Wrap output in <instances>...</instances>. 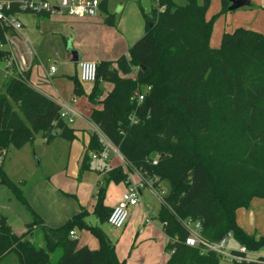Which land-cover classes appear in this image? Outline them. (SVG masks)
<instances>
[{
    "label": "trees",
    "instance_id": "trees-1",
    "mask_svg": "<svg viewBox=\"0 0 264 264\" xmlns=\"http://www.w3.org/2000/svg\"><path fill=\"white\" fill-rule=\"evenodd\" d=\"M209 7L210 0H188L185 6L156 0L150 14H144L145 33L129 49V57L99 63L88 96L93 105H102L93 109L91 122L120 150L127 167L106 172L93 213L101 224L108 223L113 209L105 204L108 187H128L130 173L157 178L156 186L168 182L171 190L157 216L169 237L167 264H220L216 254L186 245L189 222H200L201 235L211 242L232 232L249 250L264 249V237L247 234L237 222L239 210L264 199V35L238 28L223 34L220 46L213 48L214 23L231 11V2L221 0V12L211 19ZM6 34L13 32L0 23V43ZM8 58L9 53L0 50L1 66ZM131 72L134 79L122 77ZM28 74L27 80L3 83L0 157L32 143L40 132L48 142L55 137L77 139L61 117V105L35 89ZM72 80L74 94L83 96L81 80ZM103 82L113 89L101 100ZM102 149L92 132L81 171L91 169V153ZM0 184L32 217L25 232L17 235L7 216L0 215V263L13 254L19 264H52V255L59 252L55 264H125L104 230L88 223L87 210L50 228L30 205L23 183L14 182L3 165ZM36 230L43 232L41 247L32 240ZM76 231L90 233L98 248L82 246L79 236H71Z\"/></svg>",
    "mask_w": 264,
    "mask_h": 264
},
{
    "label": "rangeland",
    "instance_id": "rangeland-1",
    "mask_svg": "<svg viewBox=\"0 0 264 264\" xmlns=\"http://www.w3.org/2000/svg\"><path fill=\"white\" fill-rule=\"evenodd\" d=\"M110 1L112 2V0ZM173 1L177 6H185L188 2V0ZM130 3L136 4V8L142 12L144 30L143 34L140 35L141 38L146 28L145 16L143 15V4H140V0H130ZM153 6H155V4H153ZM144 7L147 11L150 10V2L147 1ZM221 10V0H210L207 18L211 19L214 15L219 14ZM234 12L235 11H229L216 19L213 27V35L211 37L212 47H219L223 34L232 33L236 28L240 27L241 24L245 23L243 19L238 18V16L235 17ZM128 54L129 50L126 55L122 56L129 57ZM117 57L120 56L118 55ZM1 67L0 65V92L3 91L2 85L3 82H5ZM122 77L134 79L135 73L131 72V74L123 75ZM86 86L90 87L91 85L86 84ZM108 89L111 90L112 86ZM87 98L88 97L85 96L79 98L80 103L76 106L82 109V115L91 120L92 110L95 105ZM71 110L74 121L77 122L80 116H76L74 108L71 107ZM79 119L81 120V118ZM69 125L72 128H78L76 127V125H78L77 123H69ZM92 128H94V124L87 123L86 127L82 129L83 131H79L80 134L78 139H75L73 142L67 141L63 137H55L51 142H48L43 133H37L32 143L27 144L21 149L11 148L6 155L1 156L0 165H3L6 173L14 182L19 184L23 183L22 189L28 196L29 202L35 208L37 207L36 209L39 207L41 216L48 227H60L81 209H85L89 212L87 216L88 223L93 226H100L109 236L112 243L117 247L120 260H128L131 257L130 253L134 249V242L131 238L126 239V237H124L125 229L122 228L118 230L108 223L101 224L93 213L94 207L98 203L100 187L104 183L106 168L113 169L118 166H123L127 170V167L120 158L111 154L107 162L91 159V169H86L84 172L81 171L82 159L86 152L85 144H87V135L92 131ZM130 175L133 176L134 181L137 180L135 178V173H130ZM146 180L149 182V179ZM124 187H126V185L123 183L119 185L112 183L109 185L108 193L105 196L107 205H113V201L115 202V199H117L119 190ZM160 189L164 190V196L168 195L171 190L168 182H162L160 184ZM143 192V195L141 194L140 203L142 202V204L150 208L148 216H145V219H149L152 227H159L161 223L157 219V216L162 206L161 197L156 195L146 183L144 184ZM251 206L250 211V208L241 211L242 214L243 212H248V215L241 217V214L239 216V221L244 220L243 222L246 223L245 226L248 227L250 231L253 230V234L255 233V229H257L258 232L256 236H258V238H261V236L264 237V199L255 200ZM76 207L79 209L76 210ZM0 215L7 216L8 223L17 235L22 234L25 231L26 224L32 221V217L25 207L13 197L9 189L1 184ZM85 235L91 236L87 231H79V236L83 237ZM32 240L38 247H41L43 245V232L41 230H36ZM237 246L236 242H230V248L236 249ZM261 251L264 253V250ZM59 255V252L52 255V264H55ZM0 264H19V262L15 255L11 254ZM220 264L233 263L226 258H221Z\"/></svg>",
    "mask_w": 264,
    "mask_h": 264
},
{
    "label": "crops",
    "instance_id": "crops-1",
    "mask_svg": "<svg viewBox=\"0 0 264 264\" xmlns=\"http://www.w3.org/2000/svg\"><path fill=\"white\" fill-rule=\"evenodd\" d=\"M147 1L151 4V9L148 11L144 7ZM229 1L231 2V12L235 11L234 16H238V18L243 19V22H245L238 28L250 29L264 35V0H240L247 2V4L236 9L232 8L234 0ZM129 3L130 0H112V2L105 0L104 9H101L96 17L55 15L45 17L44 19L35 14H21L19 16V19L23 23L21 35L27 40L35 54L33 65L28 74L29 82L35 89L53 99L61 107L64 104L74 108L76 116H80L79 118H81L80 120L77 117L78 121L75 122L73 120L72 122V124L77 123L78 125L76 127L78 128L71 127L76 131L77 139L80 134L79 131H83L82 129L86 127L87 123L91 124L92 122L82 115V109L76 105L80 103L79 98L90 95L94 83L81 82L85 94L77 97L74 94L72 78L77 77L80 79L78 66L80 61H91L97 64L103 61H116L122 55H126L127 51L139 40L138 38H140L144 30L142 12L136 8V4ZM140 4H143V15L150 14L154 7L153 4L156 6V0H140ZM111 21L112 23H109ZM213 48L217 47L213 46ZM73 53L77 54L78 62H73ZM116 54L120 57H117L118 55ZM51 67H55L56 72L52 78H49L48 73ZM1 70L4 80H6L2 67ZM86 84L91 86L87 87ZM111 86L113 89L111 83H101L100 89L103 93L101 100L112 91V89H108ZM93 109H102V105H95ZM91 133L92 131L87 135L86 149ZM122 162L124 163L123 160ZM109 170L106 168L105 172ZM133 173H135L137 180L134 181L133 176H131V182L138 184L140 182V176L136 172ZM127 188L126 186L119 190L117 199H115V202L113 201L112 206L107 205L106 199L105 204L110 208H114L121 200ZM143 193L142 190L141 194L143 195ZM255 200L257 199H254L251 205ZM30 205L37 213L39 212V216L43 219L39 207L36 209L37 207L35 208L31 203ZM77 209L79 208L76 207ZM242 210H239L237 213L238 225L247 234L249 233V235L258 238L256 236L257 229H255V233L253 234V230L250 231L245 226L246 223L243 222L244 220L239 221ZM148 211H150V208L142 204V202L130 210L129 220L123 229H125L124 237L126 239L131 238L134 242V249L130 253L131 257L128 260H124L125 264H167L170 258V254L166 252L169 237L161 224L159 227L155 226V228L150 225V222L146 223V219L148 218L145 219V216H148ZM244 215L247 216L248 212H243L241 217ZM76 235L79 236L78 231H76ZM92 237L86 235L83 237L79 236L80 244L93 250L97 249L98 243Z\"/></svg>",
    "mask_w": 264,
    "mask_h": 264
},
{
    "label": "built area",
    "instance_id": "built-area-1",
    "mask_svg": "<svg viewBox=\"0 0 264 264\" xmlns=\"http://www.w3.org/2000/svg\"><path fill=\"white\" fill-rule=\"evenodd\" d=\"M101 2L102 0H0V23L13 32V35L6 34L5 41L0 43V50L9 53V58L2 66L5 78H20L27 80L26 74L30 71L35 59L33 49L21 35L23 29V23L19 19L21 14L96 17L100 12ZM78 66L81 82L95 83L98 64L91 61H80ZM55 72L56 68L51 67L48 77L52 78ZM142 100L143 97L139 96V101ZM61 117L67 123L73 122L74 117L70 106L63 105ZM92 132L98 135L103 149L99 153H91V159L107 162L110 155L114 154L124 161L120 150L108 139L98 126L94 125ZM153 164L156 165L157 162H153ZM136 173L138 174V172ZM129 181L130 185L126 192L123 194L119 203L112 209L108 217V224L118 230L124 228L127 224L131 208L140 203L141 193L145 183L151 187L156 195L161 197V202L165 197V192L160 189V185L156 186V183L159 182L157 178L149 179V182H147L146 179L140 176V182L136 185L131 182L130 175ZM149 222V219H146V223ZM187 226L189 228V236L185 241L186 245L200 248L203 254L214 253L220 258H226L232 263L237 264L264 263V253H262L261 250L252 251L246 246L238 244L232 232L228 233L220 241L211 242L201 235L202 225L200 222H189ZM71 236L77 238L75 232H72ZM231 241L237 243L238 246L236 249L230 248Z\"/></svg>",
    "mask_w": 264,
    "mask_h": 264
},
{
    "label": "water",
    "instance_id": "water-1",
    "mask_svg": "<svg viewBox=\"0 0 264 264\" xmlns=\"http://www.w3.org/2000/svg\"><path fill=\"white\" fill-rule=\"evenodd\" d=\"M246 4H247V2H245V1L234 0L232 8L233 9L240 8ZM73 62H78V56L76 53H73Z\"/></svg>",
    "mask_w": 264,
    "mask_h": 264
}]
</instances>
